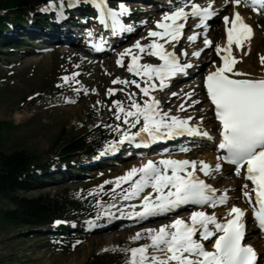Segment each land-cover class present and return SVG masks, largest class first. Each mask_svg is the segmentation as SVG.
Here are the masks:
<instances>
[{
	"label": "snow or ice",
	"instance_id": "1",
	"mask_svg": "<svg viewBox=\"0 0 264 264\" xmlns=\"http://www.w3.org/2000/svg\"><path fill=\"white\" fill-rule=\"evenodd\" d=\"M91 2L99 10L101 20L103 21L105 16L111 17L114 26L120 25L119 18L125 13L130 14L131 11L123 4L119 6L117 12L106 8L105 0H91ZM228 2L240 5L244 0H228ZM245 6L248 5L245 4ZM251 6L254 11L260 12L264 9V0H251ZM187 7V3L175 4L172 10L163 13L161 20L156 21V27L160 30L149 31L150 37L159 38L162 43L153 40L151 45L144 46L137 41L133 46L140 52H144L145 47H148L149 54L162 61L160 65L137 66L138 57L132 56L128 71L141 75L142 78L147 77V80L144 87L135 80L131 83L135 84L145 97L149 96L150 88H163L169 77L177 74L186 75L187 69L193 67L190 63H181L176 53L165 50L164 44L177 41L182 36L185 23L190 16L198 19L197 26L206 29L208 27L206 21L215 16L216 12L212 3L206 7L192 3L191 12L186 11ZM57 15L62 17L63 12L59 11ZM223 21L226 26L230 24L226 28L227 45L223 47L217 45L215 51L217 54L222 51L226 54L221 56L222 63L206 76L207 98L214 106L213 111L219 121L222 138L219 148L226 150L227 153L219 159L233 165L237 176H241L243 171L244 179L252 183L251 192L248 190V183L243 184V195L253 206L255 221L264 230V77L251 78L247 73L234 70L238 57L233 55V45L238 49L242 48L251 34V27L245 23L238 11L235 12L234 19L230 20V17L226 15ZM124 30L131 31V27ZM187 39L195 41L197 34L193 33ZM203 43L206 46H212V41L207 36ZM125 53L131 55L128 49ZM123 55L124 53L121 54V61ZM192 55L198 57L200 52L196 51ZM261 63L264 64V57H261ZM75 75L74 73L73 76ZM157 78L159 85L149 83ZM63 79L67 82L69 77ZM117 82L125 85L129 83L123 80L113 81V83ZM108 91L111 94L114 89ZM129 96L131 99L132 94ZM113 103L117 112L123 113L125 124L134 127L135 123H140L141 119L143 121L138 132L125 131L121 135L120 143L135 142L136 137L141 133H145L151 140L162 139L165 135H181L185 132L208 135L207 132L200 133L198 129L189 125L191 117L184 119L159 112V102L154 99L145 100L143 105L132 99L127 111L121 102L113 101ZM180 107L183 111L184 106ZM116 118L120 119L121 116L117 115ZM115 146L116 142H112L108 148L114 149ZM199 164L200 167L197 169L196 161L162 159L157 163L149 160L139 168L133 167L126 175L117 177L115 181L117 187H120L121 182H131V187L123 194V199L139 198L140 200L138 210L137 205L130 207L129 218L144 220L174 212L189 204L201 208L206 205L215 208L218 204H227L226 193L217 197L216 190L198 178L197 171L203 172L205 176L211 174L209 164L204 161H200ZM216 170H221L220 164L216 165ZM137 176V179H133ZM146 188H151L152 192L145 193ZM253 193L255 204H253ZM245 215L244 209L233 204L223 220L219 219L215 213L192 210L189 216L190 222L175 218L171 223L161 225L158 229H144L150 244L128 249V264H257V252L251 245L244 243ZM55 223L60 224L61 221L57 220ZM140 238L139 232L133 237L135 240ZM205 241L210 242L208 247L205 246Z\"/></svg>",
	"mask_w": 264,
	"mask_h": 264
},
{
	"label": "rangeland",
	"instance_id": "2",
	"mask_svg": "<svg viewBox=\"0 0 264 264\" xmlns=\"http://www.w3.org/2000/svg\"><path fill=\"white\" fill-rule=\"evenodd\" d=\"M259 28L258 26L256 29L260 30ZM28 50L33 49L26 48V51ZM182 50L184 51L183 47ZM255 52L252 61L259 72L264 67L259 59L261 52L256 50ZM102 63V60L84 54L78 48L48 51L26 58L0 54V123L13 124L7 136L5 151L9 153L13 150L36 149L41 153H56L66 141L85 135L90 130L98 131L102 121L110 113L118 124L117 131H112V137L126 127L127 132H132L134 129L135 133L138 132L140 128L123 122V113H118L117 109L113 108L115 106L113 101L121 102L127 111L132 99L141 105L145 100L154 99L159 102L161 113H168L171 116L176 113L177 106L174 101L177 97L173 98L172 102L166 101L167 99H163L160 95L156 98L155 94L144 97L140 89L131 83L134 79H129L125 71L117 69L114 59ZM75 70L78 72H74L76 75L73 76ZM62 74L66 75L64 77H69V80L65 82L64 77L63 80L61 79L60 88L62 87L63 91L55 96L52 91L60 82ZM125 77L129 79L128 84L113 83L114 80H125ZM135 81L141 87L145 86L144 82ZM109 89H114V92L109 94ZM129 94H132L131 99ZM204 103L201 104V108L199 107L200 111L195 108V112L207 114V106ZM117 115L121 118L117 119ZM206 120L203 126L211 129L213 121ZM131 161L133 162L130 164L134 166L142 163L141 159ZM121 166H126V163ZM121 166L107 169L108 172L86 180L66 182L63 185L24 193L23 197L53 196L68 192L75 198H80L83 193L89 200L88 210H93V215L97 217L96 222L98 223L99 220L98 225H102L108 222V220L103 222L105 218L109 220L114 216L124 218L120 215L123 209L130 211L129 199H123V194L130 188L128 185L130 181L121 182L120 187L115 183L117 177L126 175V171L124 173ZM129 170L130 168L127 167V172ZM218 184L220 185L219 182ZM112 205L115 207H111ZM10 207L13 208L7 201L0 200V211L8 210ZM163 221L165 223L162 220L140 221L137 224L141 225L126 228L128 234L111 244H107V237L116 231L124 230H116L115 226L105 232L83 235L82 243L68 251L56 248L45 236L26 233L30 231L28 227H14L0 222V264H85L93 257L103 255L124 257L122 264H128V249L150 244V240L143 237L140 240L133 239L136 233L147 229L148 226L158 229L156 228L158 224L171 223L168 220ZM82 225L85 227L86 224Z\"/></svg>",
	"mask_w": 264,
	"mask_h": 264
},
{
	"label": "trees",
	"instance_id": "3",
	"mask_svg": "<svg viewBox=\"0 0 264 264\" xmlns=\"http://www.w3.org/2000/svg\"><path fill=\"white\" fill-rule=\"evenodd\" d=\"M48 0H0V28L7 21H20L27 10H34ZM58 91V90H57ZM13 128L12 123H0V200L7 201L13 208L0 211V222L14 227H36L64 218L85 216L86 205L70 195L45 196L38 198H21L18 190L19 177L25 172L33 171L44 164V158L49 157V163L58 157L68 159L69 155L81 152L94 153L103 142L101 134H90L89 137H77L66 141L56 153H41L36 149L5 151L7 136ZM100 137V138H99ZM59 139V138H57ZM65 157V158H64ZM48 163V162H47ZM67 248L70 249V242ZM110 256H95L85 264H116Z\"/></svg>",
	"mask_w": 264,
	"mask_h": 264
},
{
	"label": "bare ground",
	"instance_id": "4",
	"mask_svg": "<svg viewBox=\"0 0 264 264\" xmlns=\"http://www.w3.org/2000/svg\"><path fill=\"white\" fill-rule=\"evenodd\" d=\"M214 0H208V3L207 4H205V7L209 4V3H212ZM227 3H228V5L226 4H224V3H220V4H212L213 5V8H216V9H218V7H221L220 9H219V11L220 12H222V13H225V12H230V14L232 15V13H233V8H235L236 7V9L239 11V12H241V13H243L245 16H246V18H247V20H252V22H254V25L256 26V25H262V24H264V18H257V17H255L254 16V14L253 13H251L249 10H247V9H245V7L243 6V5H233V3H229L228 2V0H227ZM231 4H232V6H231ZM231 6V7H230ZM250 14V15H249ZM163 16V15H162ZM162 16H161V18L160 19H162ZM108 19V18H107ZM106 19V20H107ZM253 19H255V21H253ZM108 25V24H107ZM193 25H195V23L193 24ZM213 31L211 32L212 34H210V38L212 37L213 39V43L214 44H212V46H209V47H213V45H214V47L216 46V45H218L219 43H220V30H218V28H217V26H214V28L212 29ZM222 31V30H221ZM156 40V42H158V43H162V41L159 39V38H156L155 39ZM202 41H204V40H202ZM179 42H181V40H177V41H172V42H170V43H165L164 44V48H167V47H169V48H167V50L169 51V50H172V49H174V45L175 44H177V43H179ZM185 42L186 43H188V44H190V40H185ZM221 43H223V41L221 42ZM173 45V46H172ZM172 46V47H171ZM203 47H205V45H204V43H203ZM255 50L256 51H259V52H261L260 54H259V59H260V62H261V57H262V55L264 54V33L263 32H261V31H258V30H256V32H255V37L252 39V40H250L247 44H246V48H245V50H243V51H240V49H236L235 51H234V53H233V55L234 56H236V57H238V62H237V64L235 65L236 66V70H238L239 72H241V73H247L251 78H261V77H264V68H262L261 69V71L260 72H258V70L255 68V66H254V64H253V61H252V55H253V53L255 52ZM190 51H192V50H190ZM247 53H249L250 55H249V57H247L246 56V54ZM256 53V52H255ZM206 55H207V57L203 60V61H201V62H206V60L209 58V57H213L214 56V54H209V51L208 52H206ZM138 59H139V57H138ZM219 64H218V62H217V66H218ZM174 77H177V76H174ZM170 79H173V78H170ZM170 79H168L167 81H165V83L166 82H169L170 81ZM194 89L195 87L193 86V87H191L190 89ZM150 91L151 92H155L156 91V88H154V89H152V88H150ZM189 92H190V94H188V93H186V91L185 92H183V94H177V97H179L180 95H181V100L179 101V100H176V101H174L173 100V98H176V95L175 96H172V97H169V99H171L172 101H174L175 102V104L178 106V104H179V102L180 103H184V106H187L188 104H191V106H192V104H195L193 101L196 99V97H194L192 94H191V90H188ZM202 94H203V90H202ZM204 99H206V97H205V95H204ZM171 101V102H172ZM205 102H206V100H204ZM192 102V103H191ZM201 106L202 105H200L199 107L201 108ZM199 107H197L196 106V109L197 110H199L200 111V108ZM177 109H178V107H176ZM189 109V108H188ZM206 111V110H205ZM203 112V111H202ZM183 113V115H184V111L182 112ZM189 113H190V111H189ZM201 113V112H200ZM198 118V117H197ZM207 119V118H206ZM211 119L209 118L208 119V121H210ZM212 121V120H211ZM210 121V122H211ZM214 125V124H213ZM210 127V126H209ZM215 127H216V125H215ZM146 137V136H145ZM147 139V138H146ZM209 152L210 151H208V152H205V156H198V158H197V160H196V162H197V169H199V167H200V165H199V162L200 161H204V162H206V160H209L208 162H206L207 164L209 163V165L211 166V169L213 168V166L211 165V164H213V162L214 161H212L213 160V154H209ZM176 159H179V158H176ZM149 160H152V161H154L155 162V159H151V158H146L145 159V163H142V164H139V165H136V166H134L133 164H126V166H121V170H122V167H123V172L125 173V171H126V173H127V167L128 168H130V169H132L133 167H136V168H139V167H141L143 164H146L147 163V161H149ZM181 160H188L187 158H184V157H182L181 158ZM189 161V160H188ZM210 169V170H211ZM227 170H229V169H227ZM199 174H201V175H203V176H205L204 175V173L203 172H196V175H199ZM228 173L226 172V173H224L223 175H221V176H219V175H217V173H211L210 175H208V176H205L206 177V179L207 178H214V179H216V178H219V183H220V185L218 184V182H217V180L215 181V182H213L212 184L213 185H215V188L216 189H219V191L220 192H222V191H224L225 189H228L230 192L229 193H227V192H224V194L226 193L227 194V196H229L230 197V200H232L233 201V203H235L236 205H238L239 203H240V201H241V194H243V191H244V189H243V187H242V182L239 180V179H237V178H235L234 176H232V175H227ZM221 181H223V182H221ZM224 182H226V183H224ZM209 183L211 184V182L209 181ZM127 189V188H126ZM229 194V195H228ZM232 198V199H231ZM132 200V199H131ZM124 201V200H123ZM122 201V202H123ZM129 201H130V199H129ZM128 202V201H127ZM233 203L232 204H227V206H225V207H223V209H217V210H214V211H216L215 212V214H216V216L219 218V217H227V213H228V210H229V208H230V206H232L233 205ZM130 204V205H129ZM129 204L127 203V206L130 208L132 205H137V210H138V208H139V202H134V201H132V202H129ZM121 205V204H120ZM235 205V206H236ZM244 209H246V205L244 204L243 206H242ZM218 208H220V207H218ZM205 211V210H204ZM214 211H211V212H209V214H211V213H214ZM206 212V211H205ZM114 213V212H113ZM123 213L125 214V213H129V212H127V209H123ZM118 214V213H117ZM121 215V214H120ZM119 215V216H120ZM113 216V215H112ZM190 216V215H189ZM189 216L186 218V220L187 221H189L190 222V219H189ZM124 217H126V218H128V219H131L132 220V218H129V216H124ZM113 218H115V216L113 217ZM139 219H134L133 221H138ZM108 222H110V221H108ZM171 222V221H170ZM160 223V222H159ZM165 223V222H164ZM137 224V223H136ZM162 225V223L161 224H158V225H156V228H159L160 226ZM135 227V226H134ZM251 229H253L254 230V227L253 226H251L250 227ZM126 230L127 229H125L123 232H114V233H112V234H110L107 238V244H111L113 241H116L118 238H122V237H125L127 234H128V232H126ZM137 231V230H136ZM139 233H141V237H143V238H146V240H148V237H147V234L144 232V230H139ZM134 236V235H133ZM248 239L250 240L249 242H251V243H253V245L254 246H256V248L258 249V251L262 254V260L260 261V263L259 264H264V241L261 239V237H259L258 235L257 236H254L253 235V232L251 233V234H249L248 235ZM140 240V239H139ZM142 241V240H141ZM139 242V241H138ZM143 244H144V242H143Z\"/></svg>",
	"mask_w": 264,
	"mask_h": 264
}]
</instances>
